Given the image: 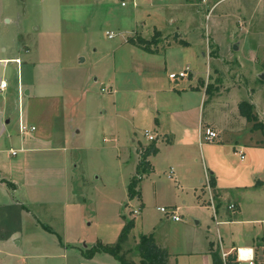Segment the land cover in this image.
<instances>
[{
    "label": "rangeland",
    "instance_id": "obj_1",
    "mask_svg": "<svg viewBox=\"0 0 264 264\" xmlns=\"http://www.w3.org/2000/svg\"><path fill=\"white\" fill-rule=\"evenodd\" d=\"M133 1L0 0V58H13L5 67L0 65L1 77L11 85L0 99L9 97L10 112L15 111L10 126L13 136L0 140V169L9 171L24 159V153L15 157L10 149L22 148L19 115L31 127L24 118L30 112L46 128H57L54 143L35 156L40 162L33 167L41 174L50 169L60 172L62 179L40 181L43 187L34 193V202H27L31 215L24 219L26 224L35 219L61 236L68 231L72 241L66 244L69 264H121L107 252L91 258L88 253L99 244L117 245L130 220L135 227L121 249L127 261L142 264L137 252L140 239L153 235L157 245L168 252L169 264H213L212 253L220 243L214 216L219 200L212 202L209 196L199 203L195 197L192 204L195 190H189L191 185L184 179L180 182L176 170L172 174L169 159L184 157L186 174L194 181L201 184V178L207 177L198 143L169 147V95L154 94L151 77L156 71L165 79L164 85L185 86L183 103L182 98L172 96V108L181 103L198 106L205 124H221L227 116L222 131L227 145L236 138L232 130L252 132L254 124L240 115L239 104L252 103L264 123V0H136L137 7ZM54 27L58 33L48 34ZM38 28L42 33L37 38ZM157 32L164 35L155 47L158 54L127 43L139 35L150 40ZM108 33L115 37L110 39ZM16 59L21 60L18 68L13 67ZM31 59L40 60V68L33 66L37 73L36 68L31 72L26 67ZM165 62L168 74L162 70ZM187 66L192 76L170 83L169 74ZM34 79L38 88L48 85L42 93L68 96L66 123L65 117H52V106L46 100L32 102L25 96L24 83L31 85ZM18 82L20 101L17 91L13 93ZM208 87L211 93H206ZM195 114L190 115L191 121L198 118ZM147 131L156 140L158 136V151L148 157L149 168L137 174L149 146L143 144H150ZM255 132L254 139L263 141L264 131ZM194 156L198 162H188ZM134 178L139 179L140 197L130 200L128 188ZM20 190L15 199L26 193L24 186ZM174 213L181 222L173 219ZM41 236L46 241L39 251L46 257L33 264H65L54 250L57 235L43 229ZM4 253L0 245V258ZM262 261L258 256L257 264Z\"/></svg>",
    "mask_w": 264,
    "mask_h": 264
},
{
    "label": "crops",
    "instance_id": "obj_2",
    "mask_svg": "<svg viewBox=\"0 0 264 264\" xmlns=\"http://www.w3.org/2000/svg\"><path fill=\"white\" fill-rule=\"evenodd\" d=\"M55 27L49 29L48 34L58 33V30H56V32L53 31L55 30ZM37 30L38 31L36 35L38 38L40 37L39 34L42 32L39 28ZM160 34L162 37L164 36L163 33L160 32ZM139 37L144 38L140 35ZM127 43L132 45L133 48H138L142 51H145L137 45H133L129 42ZM158 53L159 50L158 52L156 51V53L150 54ZM7 60L9 61L10 59L0 58V65L5 67L6 63L8 62ZM30 62L31 64H28L26 67H31V72L33 71V68H36V71L35 69L34 71L37 73L38 68L33 66H38L40 64V60L31 59ZM167 63L168 62H165L162 70H165L168 74L169 66ZM13 67H17V65L13 63ZM158 73L155 71L151 77L154 87V91L152 92L154 94L164 92L169 95V102L166 103V105H169V123L170 120H172V125H169V133L171 135V140L169 139V145L171 146L169 147H191L194 143H198L204 163L205 176L207 175V177L206 180L201 178V184H199V180L194 181L191 174H186L183 165V163H185V161H183L184 157H173L169 159V166L173 165L171 170L172 174L176 172L177 178L180 180V182L182 179H184L188 185H191V187L188 189L195 190V194L191 196L192 204H195V197L199 203L206 202L205 200H208L209 196L212 202V198H214V201L215 199L219 200V212L216 211V215L214 214V216L216 220V226L218 227L217 232L220 235L218 251L220 252L221 256L222 254H228L229 258L231 255H236V261L238 264H249L248 260L240 261L237 254L238 250L251 248L253 250L252 258L254 260V264H257V250L259 256H261V260L264 261V140H255V131L250 132L251 129L245 133H237L236 131L234 132V130H232V132L235 133L233 136L236 138L233 139V141H230L232 145H227L226 143L228 141L225 139L226 135H224V137L222 136V131L226 130L225 120L227 116H223L221 124L220 122L212 121L206 122L205 124L204 118L201 117V109L198 106L185 107V105L182 104L183 95L187 92L185 86L179 87V85L172 86L171 84H169V86L164 85L163 82L165 79L162 78ZM171 73H174V71ZM191 76L192 73L189 74V77ZM86 79H88L87 76ZM6 80L7 79L1 77L0 74V83ZM169 80L170 83H174L170 77ZM8 85L9 90L11 89V85L9 83ZM18 86L19 82L13 93L17 91L18 100L20 101L22 96L19 98ZM23 86L25 89V96L31 97L30 100H32V102L46 100L48 104L52 106V117L57 120L65 117L64 119L66 123V116L69 112L68 96L64 99L61 95L58 96L55 93H42V89L44 88L43 86L48 85H40L41 87L38 88L39 85H36L35 79L31 80V85L29 83H24ZM27 91L29 94L26 93ZM4 92H0V94H3ZM176 95L177 97L182 98L181 107L172 108L171 104L173 102L170 101L172 100V96ZM9 103L10 98L7 96L2 101L0 99V116L2 120L0 140L6 135L8 137L13 136L11 135L12 131L10 126L13 120V112L15 111L10 112L11 107ZM192 110H194V112H192ZM198 111L199 115L197 114ZM193 113H196L195 116L198 117L195 121H191L190 115ZM24 118L31 122V127L26 123V120L23 119V116L20 113L19 131L21 122L27 125L28 128V131L26 132L22 133L20 131L22 137L20 144L22 148L20 150H16L15 148L10 149L11 154L12 151L17 152L15 157H17L19 153H24V159L17 162L18 166H13V169H10L9 171L0 169V214H4L2 217L4 218V221L0 219V245H2L5 250L4 257L0 258V264H29L30 262L33 264L37 260L45 259L46 254L43 255L44 253L39 251V249L45 247L43 244H45L46 241V239L41 236V232L43 229L47 231V227L53 230L52 227L45 226L39 221L36 222L35 219H32L31 222L28 221L26 224L24 216L31 215L27 202H34L32 200L34 193L37 194V192L40 191V187H43L42 185L40 186V181L46 177L61 178L60 172H51L50 169L49 172L41 174L40 171H37V169L33 167L34 163L37 164L40 162V159L38 157L35 158V156L38 153H42L40 151L45 150V145L54 143V140L56 139L55 132L57 128H46L42 122H37L38 120L35 119L32 113L30 114V112H28V114L26 113ZM206 127H210L220 134L219 140H217L214 144H207L202 141L203 131ZM32 128H35V130H32ZM225 133L229 132H224V134ZM153 134L156 136L158 135L154 132ZM114 137L115 141H118L119 135L117 128L115 129ZM157 140H159L158 136ZM157 140L152 143L148 141L150 144H142L144 146H150ZM254 140L255 142H253ZM132 141L134 143L136 142L135 139ZM241 152L244 157H242ZM188 160V162L192 163L198 162V159L195 156ZM152 166L156 168V166ZM8 174L10 175L9 177L11 180L7 178ZM13 174H15L17 177H15ZM210 175H214L216 178L217 185L215 188L210 185V180L208 181V179H210ZM23 186L26 188V193H24L20 199H15V193H19L21 191L20 188L22 187L23 189ZM182 189L184 191V188ZM184 203L186 204L187 201H184ZM16 206H20L22 209L19 210L16 208ZM196 222L200 224V220H197ZM49 233L54 235V237L55 235L58 237V240H56L57 242H54L55 245H57L54 246V250L58 252L57 254L59 259L62 257V259L65 260V264H69V259H67L68 246L66 247V244H69L72 241L68 238V231H63V236L59 235V233H57L55 230H53L52 233ZM35 243L40 245L36 248L37 244ZM260 252H262V255ZM92 261H94V259H92Z\"/></svg>",
    "mask_w": 264,
    "mask_h": 264
},
{
    "label": "trees",
    "instance_id": "obj_3",
    "mask_svg": "<svg viewBox=\"0 0 264 264\" xmlns=\"http://www.w3.org/2000/svg\"><path fill=\"white\" fill-rule=\"evenodd\" d=\"M160 32H157L151 40H146L144 38L139 37L138 39H135L133 37L128 39V42L137 45L141 47L143 50L149 53H156V48L160 37ZM181 44H187L186 42H180ZM188 45V44H187ZM211 93V87L207 88L206 93ZM254 106L252 103L248 101H243L239 104V112L242 117H244L247 122L253 123V131H264V123L259 120V117L257 114L254 113ZM158 148L155 143L151 144L149 147L146 148L145 152L142 155V159L138 165V172L137 174H140L141 170H147L149 168V162L147 161L148 157L152 154L157 153ZM139 184V179L134 178L128 188V194L129 199L132 200L136 197H140V193L137 190V186ZM210 185L215 188L217 185V181L214 175H210ZM135 227V223L133 220L127 221L124 229L122 231V234L120 236V239L115 246H102V244L97 245L95 248L91 250L90 253H88L89 258L96 255L97 252H107L109 254H112L117 261H119L121 264H133L125 259L123 255H121V249L124 247V245L127 243L129 239L130 233L133 231ZM47 231L53 232L52 229L46 228ZM139 250L137 251L140 257L142 258L141 263L142 264H169V254L168 252L159 247L155 241L154 236H142L139 242ZM261 247V246H259ZM257 255L259 256L258 250L256 251ZM213 257V264H225L220 252L213 251L212 253ZM236 255H231L228 258L227 264H238L236 261ZM261 264H264L262 261Z\"/></svg>",
    "mask_w": 264,
    "mask_h": 264
},
{
    "label": "built area",
    "instance_id": "obj_4",
    "mask_svg": "<svg viewBox=\"0 0 264 264\" xmlns=\"http://www.w3.org/2000/svg\"><path fill=\"white\" fill-rule=\"evenodd\" d=\"M133 4H134L135 7L138 6L136 0L133 1ZM108 36H109L110 39H112V38L115 37V34H113V33H108ZM14 61H15L14 63H15L16 65H18V66H19V64H21V60H20V59H16V60H14ZM9 62H13V60H11V61H9ZM190 73H191V68H190L189 66H187L186 69H185L184 71H181V72H179V73H171V74L169 75V77H170L171 80H173V81H177L178 79L188 78ZM8 87H9L8 82H7V81H2V82L0 83V92H4V91H6V90L8 89ZM32 130H35V128H32ZM20 131H21L22 133L28 131L27 125H25L23 122L20 123ZM146 136L149 138L150 141H154V140H156V138H155L154 136H152V135L149 133V131L146 132ZM202 138H203L202 141H203L204 143L212 144V143H215V142L219 139V134H218L217 131L213 130L212 128H210V127H206V128H204ZM241 154H242V152H241ZM12 155H13V156H16V155H17V152H16V151H12ZM242 157H244L243 154H242ZM208 181H209V179H208ZM212 199H213V198H212ZM160 211H162V212H164V213H167V212H168V210H167L166 208H160ZM134 212H135V216H136V215L138 214V211L135 210ZM172 216H173V219H174L175 221H177V222H178V221H181V217L178 216V215H176L175 213H174ZM240 252H241V250H238V254H237V255H238V259H239L240 261H243V260H241V259L239 258V257H240ZM222 259H223L224 263L227 264V261H228V254H222ZM249 264H254V260H253V258H252L251 261H249Z\"/></svg>",
    "mask_w": 264,
    "mask_h": 264
},
{
    "label": "clouds",
    "instance_id": "obj_5",
    "mask_svg": "<svg viewBox=\"0 0 264 264\" xmlns=\"http://www.w3.org/2000/svg\"><path fill=\"white\" fill-rule=\"evenodd\" d=\"M253 256V250L251 248L242 249L240 252V259L241 260H248L251 261Z\"/></svg>",
    "mask_w": 264,
    "mask_h": 264
},
{
    "label": "water",
    "instance_id": "obj_6",
    "mask_svg": "<svg viewBox=\"0 0 264 264\" xmlns=\"http://www.w3.org/2000/svg\"><path fill=\"white\" fill-rule=\"evenodd\" d=\"M234 48L237 49V46H235ZM262 79H264V75L262 76ZM26 93L29 94L28 91ZM1 126H2V120H1V116H0V130H1ZM260 254L262 255V252H260Z\"/></svg>",
    "mask_w": 264,
    "mask_h": 264
},
{
    "label": "bare ground",
    "instance_id": "obj_7",
    "mask_svg": "<svg viewBox=\"0 0 264 264\" xmlns=\"http://www.w3.org/2000/svg\"><path fill=\"white\" fill-rule=\"evenodd\" d=\"M246 261V260H245Z\"/></svg>",
    "mask_w": 264,
    "mask_h": 264
}]
</instances>
